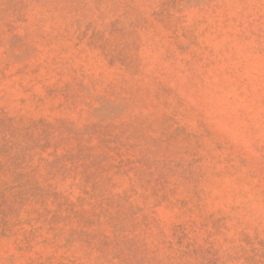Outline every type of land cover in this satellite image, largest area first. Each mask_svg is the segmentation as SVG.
<instances>
[{
  "label": "rangeland",
  "instance_id": "1",
  "mask_svg": "<svg viewBox=\"0 0 264 264\" xmlns=\"http://www.w3.org/2000/svg\"><path fill=\"white\" fill-rule=\"evenodd\" d=\"M0 264H264V0H0Z\"/></svg>",
  "mask_w": 264,
  "mask_h": 264
}]
</instances>
